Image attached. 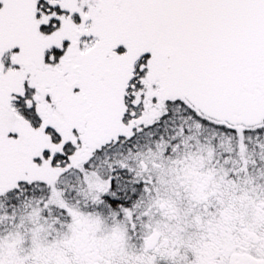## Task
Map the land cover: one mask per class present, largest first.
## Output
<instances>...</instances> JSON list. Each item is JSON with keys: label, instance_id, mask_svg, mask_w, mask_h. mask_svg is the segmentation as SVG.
<instances>
[{"label": "snow or ice", "instance_id": "1", "mask_svg": "<svg viewBox=\"0 0 264 264\" xmlns=\"http://www.w3.org/2000/svg\"><path fill=\"white\" fill-rule=\"evenodd\" d=\"M0 264H264V0H0Z\"/></svg>", "mask_w": 264, "mask_h": 264}]
</instances>
